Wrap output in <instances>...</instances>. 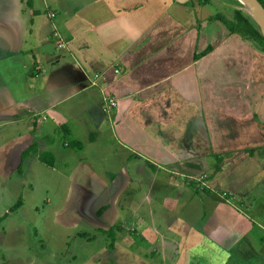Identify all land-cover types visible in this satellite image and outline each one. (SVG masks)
Returning a JSON list of instances; mask_svg holds the SVG:
<instances>
[{"label":"crops","instance_id":"1","mask_svg":"<svg viewBox=\"0 0 264 264\" xmlns=\"http://www.w3.org/2000/svg\"><path fill=\"white\" fill-rule=\"evenodd\" d=\"M225 3L0 0V180L31 148L54 170L70 135L68 178L104 200L101 229L125 196L154 216L151 194L165 190L164 232L153 225L159 243L139 253L160 260L143 262L225 263L212 216L229 208L226 232L244 234L252 220L239 199L264 182V52L210 20L225 5L231 14ZM144 224L133 232L146 239Z\"/></svg>","mask_w":264,"mask_h":264},{"label":"rangeland","instance_id":"2","mask_svg":"<svg viewBox=\"0 0 264 264\" xmlns=\"http://www.w3.org/2000/svg\"><path fill=\"white\" fill-rule=\"evenodd\" d=\"M215 2L242 7L237 0ZM224 14L230 16L227 11ZM77 131L83 141V132L81 129ZM73 138L70 135L58 138L56 144L60 155L53 162L56 166L54 170L32 158V148L22 158V165L9 162L15 165L12 175L6 183L0 180V217L5 216L0 220V264H145L143 258L155 259L156 262L160 260V255L153 258L149 254L141 256L139 253H142L141 249L149 248L151 243H159L153 240V225L157 231L164 232L165 190L151 194L153 202L149 207L154 211V216L148 214L144 202L139 204L138 213L134 207H130L132 198H121V216L118 215V220L106 229L114 227V237L104 233L101 228L107 224H103L101 218L96 219V215L102 212H98L100 207L97 206L104 200L98 192L72 185L68 178L70 169L78 161L73 150L75 146L66 145ZM42 156L51 160L49 154ZM250 188L253 190L239 199L242 201L238 205L252 220L244 234L226 232L228 220L235 221L237 216L229 212V208H220L212 216H216L214 226L219 230L210 236L229 253L227 258L224 257V261L228 260L223 264H264V182ZM170 192L168 202L173 204L178 197H171L174 193ZM198 194L204 201V196L212 195L208 191ZM142 195V192H137V196ZM141 219L145 220L144 226L149 228V234L143 233L146 239L133 232L135 226L139 229L137 223ZM151 219H155L156 224H150ZM120 236H125L122 241L119 240ZM136 253L140 257L134 258Z\"/></svg>","mask_w":264,"mask_h":264},{"label":"trees","instance_id":"3","mask_svg":"<svg viewBox=\"0 0 264 264\" xmlns=\"http://www.w3.org/2000/svg\"><path fill=\"white\" fill-rule=\"evenodd\" d=\"M200 2L203 3H215V0H200ZM259 2L264 7V0H259ZM225 3V2H224ZM226 4V3H225ZM237 5L241 6L240 3ZM227 9V5L224 7H220L218 12L210 18V20H220L221 23H223L230 33H236L240 35L243 39L247 40L248 42L252 43L256 48L264 52V37L262 36L257 24L255 21L242 9L239 8H233L232 6L228 9L231 10L230 16H226L224 14L225 10ZM211 48L208 47L205 49L200 55L205 54L207 51H209ZM24 155V154H23ZM40 159L42 162H45L46 164H49L50 162H47L44 160L45 158L40 156ZM19 203V202H18ZM14 209V208H12ZM104 207H101L99 211L103 210ZM5 217H0V220ZM114 227L109 228L108 230H104V233L108 235L114 234ZM110 247H113V243L110 244Z\"/></svg>","mask_w":264,"mask_h":264},{"label":"water","instance_id":"4","mask_svg":"<svg viewBox=\"0 0 264 264\" xmlns=\"http://www.w3.org/2000/svg\"><path fill=\"white\" fill-rule=\"evenodd\" d=\"M180 3L187 2L189 0H175ZM249 7H250V12H247L241 7L243 11H245L257 24L262 36L264 37V7L262 4L259 2V0H245Z\"/></svg>","mask_w":264,"mask_h":264},{"label":"bare ground","instance_id":"5","mask_svg":"<svg viewBox=\"0 0 264 264\" xmlns=\"http://www.w3.org/2000/svg\"><path fill=\"white\" fill-rule=\"evenodd\" d=\"M238 2H240L241 4H242V7H243V9L245 10V11H247V12H250L251 10H250V7H249V5H248V3L245 1V0H237ZM235 6V5H234ZM233 6V7H234ZM237 7V6H236ZM240 9V8H239Z\"/></svg>","mask_w":264,"mask_h":264},{"label":"built area","instance_id":"6","mask_svg":"<svg viewBox=\"0 0 264 264\" xmlns=\"http://www.w3.org/2000/svg\"><path fill=\"white\" fill-rule=\"evenodd\" d=\"M106 102L107 104L104 106V111H107L108 106H116V101L114 99H108Z\"/></svg>","mask_w":264,"mask_h":264}]
</instances>
